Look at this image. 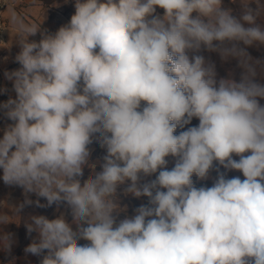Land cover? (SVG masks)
<instances>
[{
    "label": "clouds",
    "instance_id": "clouds-1",
    "mask_svg": "<svg viewBox=\"0 0 264 264\" xmlns=\"http://www.w3.org/2000/svg\"><path fill=\"white\" fill-rule=\"evenodd\" d=\"M240 5L234 15L224 0H74L55 32L13 11L20 67L4 73L15 97L0 102L10 121L0 180L24 199L0 224L30 206L63 205L72 218L29 215L26 233L36 236L26 255L40 264H264V59L248 51L264 45V3ZM204 53L236 60L239 78L220 76ZM94 143L104 155L90 162ZM194 176L213 183L197 187ZM118 189L147 203L120 218ZM12 244L0 235L5 251Z\"/></svg>",
    "mask_w": 264,
    "mask_h": 264
},
{
    "label": "crops",
    "instance_id": "crops-1",
    "mask_svg": "<svg viewBox=\"0 0 264 264\" xmlns=\"http://www.w3.org/2000/svg\"><path fill=\"white\" fill-rule=\"evenodd\" d=\"M68 2V0H24V3L21 5L20 9L15 8H8L4 16L9 22L10 29L7 34V46L0 47V73L3 75V88H7L8 92H6L9 96L15 97V93L12 90V82L8 81L4 73L5 71H12L17 68H19V64H17L14 61L15 55L19 52V46L16 44L14 37L16 33V27L11 22V15L13 11H15L20 17H22L26 22L32 23L35 22L37 24L41 23L42 29H48L49 31L55 32L60 26L63 25V13L61 7L63 4ZM48 11H51V15L47 14ZM51 16L50 18H48ZM65 24V23H64ZM30 40H39L40 36L39 33L34 36L30 37ZM2 70L4 72H2ZM2 120V119H1ZM3 121V120H2ZM95 159V158H94ZM93 162V161H91ZM99 168V167H98ZM97 171L100 170V168ZM1 172V171H0ZM1 175V174H0ZM0 214H5L8 216H13L14 213L11 210L10 206L16 205L20 202H22L23 196L21 195L22 189H20V192L14 193V191L11 192V188L14 186H7L3 183L2 180H0ZM23 194V193H22ZM2 203V205H1ZM63 213L66 217V219L71 222V215H68L66 213V209H60L59 212L52 218H55L57 215H60ZM123 213V212H121ZM126 215L131 216L133 214L126 213ZM23 214L20 213V217L22 218ZM20 218V220H21ZM120 218H123V215L120 214ZM14 221L0 224V235L10 233L12 235V248L10 252L5 251L2 247H0V264L1 260L7 257L6 261L12 263L13 261H16L15 256L10 258L12 255V251H16L22 247V243H20L17 240V236L19 233V218H9ZM51 219V218H50ZM36 236V233H32L31 238L29 239V242L31 243V240L33 237ZM81 243H86L84 241H81ZM8 255V256H7ZM27 263L26 264H40L41 257L33 256L31 254H27ZM3 263V262H2ZM13 264V263H12Z\"/></svg>",
    "mask_w": 264,
    "mask_h": 264
},
{
    "label": "rangeland",
    "instance_id": "rangeland-1",
    "mask_svg": "<svg viewBox=\"0 0 264 264\" xmlns=\"http://www.w3.org/2000/svg\"><path fill=\"white\" fill-rule=\"evenodd\" d=\"M231 3V5L233 6V8L235 9H239L241 8V5H240V0H235V2L233 3L232 0H224V5L227 7L228 3ZM74 11H75V8H74V0H68V2H66L65 4H63V8H62V13H63V25L64 23L67 24L71 18V16L74 14ZM158 12H160L161 14L163 13V10L162 9H158ZM1 71V69H0ZM2 72H4L2 70ZM3 75L0 73V89H3ZM9 98V95L7 93H0V102H4L6 101L7 99ZM3 121H2V120ZM7 123H10V121H7L4 117H3V114L0 113V136L3 135V128L5 127V125ZM90 148L92 149V154H91V158H90V162L93 161V162H96L98 161L103 155H104V149H102L98 144L94 143L93 145H90ZM95 158V159H94ZM169 168H171L174 164V160L173 158L169 157ZM99 167V164H97V168ZM96 168V170H97ZM99 169V168H98ZM0 174L2 175V170H0ZM90 169H88L87 167H85L84 169V177L83 179H87V177L90 175ZM151 178H154V177H151ZM241 179H243L241 177ZM123 187V186H122ZM1 189V187H0ZM20 189L19 187H12L11 188V192L14 191V193H18L20 192ZM21 195L23 196L22 194V191H21ZM118 196H119V199H120V203H121V206H126V212H123L121 213V215H126V213H130V214H134V209L136 207H138L139 205L141 204H146L147 203V198L146 197H141V198H135L133 197L132 195H127L125 196L122 192V189H118ZM31 198L33 200L37 199V197H35V195H32ZM24 199V196L22 198V201ZM41 203H46L45 200H43L41 198ZM60 209H66V213L68 215H70V210L66 207V206H61L59 209L56 208V206H52L50 208H38V207H35V206H30V207H25L24 210L22 211V218L20 220V223H19V233H18V238L17 240L22 243V247H20L17 252L16 251H12V255L10 256V258H12L13 256H15L14 258H16V261H13L12 263L13 264H26L27 262V255L25 254L24 252V249L25 247L30 243L29 242V239L31 237H29L26 233V228L24 226V220L29 216V215H33V214H36V215H46L48 216L49 218H52L54 217ZM8 256V255H7ZM7 257L5 256L4 259L1 260V263L6 261Z\"/></svg>",
    "mask_w": 264,
    "mask_h": 264
},
{
    "label": "trees",
    "instance_id": "trees-1",
    "mask_svg": "<svg viewBox=\"0 0 264 264\" xmlns=\"http://www.w3.org/2000/svg\"><path fill=\"white\" fill-rule=\"evenodd\" d=\"M262 3H264V0H261ZM227 7H230L233 9V14L234 15H238L240 12V8L239 9H235L233 8V6L231 5V3L229 2ZM253 7H255V5H253ZM63 8V6L61 7V9ZM20 9V8H19ZM47 14H52L51 11H48ZM51 16H49L48 18H50ZM52 32V31H50ZM249 53L254 57V58H259V59H264V45H255L252 46L248 49ZM205 55H210L212 60H214L216 62L217 65V71L219 73L220 76H227L229 73H232L235 75V77L238 79L239 78V74L241 72V69H239L237 67V61L236 60H230L228 62H222L219 58V56L215 53H204ZM259 79V78H258ZM1 85V84H0ZM262 104H264V100L261 101ZM193 125L198 124L197 120H193L192 121ZM180 129H177V132H179ZM236 159H238V157H236ZM216 175L215 172H213L211 174V176L214 178ZM229 177H233V176H240L243 178L242 173L237 172V171H232L228 173ZM193 179L196 181V186L200 187V186H211L213 183L212 179L206 180V181H200L197 180L196 177L194 176Z\"/></svg>",
    "mask_w": 264,
    "mask_h": 264
},
{
    "label": "built area",
    "instance_id": "built-area-1",
    "mask_svg": "<svg viewBox=\"0 0 264 264\" xmlns=\"http://www.w3.org/2000/svg\"><path fill=\"white\" fill-rule=\"evenodd\" d=\"M24 3V0H0V47L7 46V34L10 29L9 22L4 13L8 8L18 9ZM2 205V203H1ZM1 264H12L4 261Z\"/></svg>",
    "mask_w": 264,
    "mask_h": 264
}]
</instances>
